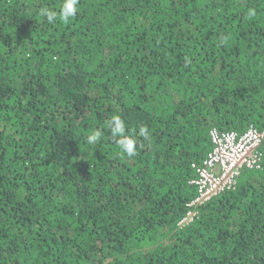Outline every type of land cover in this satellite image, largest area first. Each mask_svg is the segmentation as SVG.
I'll return each mask as SVG.
<instances>
[{"label":"trees","instance_id":"1","mask_svg":"<svg viewBox=\"0 0 264 264\" xmlns=\"http://www.w3.org/2000/svg\"><path fill=\"white\" fill-rule=\"evenodd\" d=\"M62 4L0 0V264H264V161L178 226L211 131H264V0Z\"/></svg>","mask_w":264,"mask_h":264},{"label":"built area","instance_id":"2","mask_svg":"<svg viewBox=\"0 0 264 264\" xmlns=\"http://www.w3.org/2000/svg\"><path fill=\"white\" fill-rule=\"evenodd\" d=\"M211 136L213 149L203 164L196 166L197 177L191 181L197 187V197L188 204L189 210L178 222L179 227L190 224L200 206L234 188L242 170L260 168L264 161V131L255 126L242 133L213 129Z\"/></svg>","mask_w":264,"mask_h":264},{"label":"clouds","instance_id":"3","mask_svg":"<svg viewBox=\"0 0 264 264\" xmlns=\"http://www.w3.org/2000/svg\"><path fill=\"white\" fill-rule=\"evenodd\" d=\"M78 4L79 0H63V4L59 13L48 8H41L39 15L41 17H46L49 24H52L57 20L67 23L71 17H74L77 14ZM249 15L254 16L255 12L250 11ZM108 125L111 129L113 137H120L118 140H116V143L119 146L121 152L126 154L128 157L134 156L137 152V140L135 139L134 133L131 136L126 135L125 121L119 115H115L108 121ZM139 134L147 138V128L141 127ZM100 137L101 131L96 130L87 136V143L90 145L95 144L100 140Z\"/></svg>","mask_w":264,"mask_h":264}]
</instances>
